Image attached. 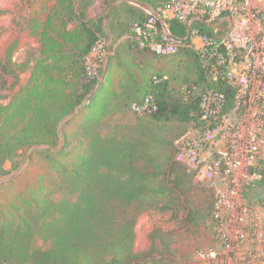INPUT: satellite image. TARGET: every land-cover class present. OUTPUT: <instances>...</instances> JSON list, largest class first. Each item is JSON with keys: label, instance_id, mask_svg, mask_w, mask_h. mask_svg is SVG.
<instances>
[{"label": "trees", "instance_id": "16d2710c", "mask_svg": "<svg viewBox=\"0 0 264 264\" xmlns=\"http://www.w3.org/2000/svg\"><path fill=\"white\" fill-rule=\"evenodd\" d=\"M120 1L33 0L27 27L37 45L18 58L11 50L0 61L14 84L30 73L7 103L0 94V180L28 160L20 175L0 183V264H151L138 261L135 241L142 213L172 206L164 200L160 123L179 112L198 122L205 89H220L233 102V90L208 81L191 48L181 52L193 61V78L180 91L154 74L136 91H121L126 83H111L109 67L100 80L102 68L91 70L87 58L108 37L110 17L128 4ZM138 1L157 9L170 0ZM169 23L185 36L182 22ZM202 31L215 36L205 25ZM148 95L157 110L116 119ZM37 238L48 247L35 248Z\"/></svg>", "mask_w": 264, "mask_h": 264}, {"label": "rangeland", "instance_id": "374dc122", "mask_svg": "<svg viewBox=\"0 0 264 264\" xmlns=\"http://www.w3.org/2000/svg\"><path fill=\"white\" fill-rule=\"evenodd\" d=\"M32 1L0 0V61L11 50L18 58L37 45L27 27ZM121 2L128 4L118 7L110 17L108 37L95 45L89 57L98 61L102 73L109 67L111 83L118 85V79H124L126 84L120 86L121 91H136L152 74L168 78L174 91L182 90L193 78L192 59H187L186 51L156 57L149 51L130 46L132 24L142 20L148 9L128 0ZM40 4L35 3V8L39 10ZM225 26L223 23L208 28L215 37H220L215 30L223 31ZM29 76V72L23 73L14 84V80L0 70V94L6 96L2 102L7 103ZM230 88L235 98V91ZM143 98L144 94L139 93V101ZM226 103L220 115L213 118L200 108L198 122L193 121L192 114L187 119L183 112L172 113L166 121H156L162 123L160 136L168 144L161 145L160 149L161 179L167 188L164 200L172 206L165 211L149 210L139 216L135 241L138 261L264 264V106L244 101L236 105L228 99ZM136 112L133 104L127 107V113L120 111L116 119L127 121L135 117ZM202 130H213L215 137L197 151L201 166L205 167L200 172L182 160L177 141ZM108 131L106 127L102 133ZM61 146L62 143L58 148ZM27 165L28 160L0 181L20 175ZM6 168H12V163L8 162ZM64 196L56 194L55 199ZM70 197L75 199L76 196ZM34 246L45 249L48 242L37 238Z\"/></svg>", "mask_w": 264, "mask_h": 264}, {"label": "built area", "instance_id": "2783aa9c", "mask_svg": "<svg viewBox=\"0 0 264 264\" xmlns=\"http://www.w3.org/2000/svg\"><path fill=\"white\" fill-rule=\"evenodd\" d=\"M172 19L186 26L185 36L173 33L169 23ZM223 23L226 24L223 31L215 30L220 37L210 35L196 25L217 27ZM131 30L133 48L160 57L191 48L199 55L208 81H223L225 86L234 89V104L244 101L245 104L264 106V0H170L157 9L148 10L142 20L133 22ZM91 57L87 62L96 72L101 67ZM226 99V93L220 89H205L201 96V111L209 113L211 118L216 117L227 104ZM157 108L151 95L141 104H135L139 113ZM214 137L213 130H202L178 140L182 160L202 172L205 167L201 166L197 151Z\"/></svg>", "mask_w": 264, "mask_h": 264}, {"label": "water", "instance_id": "95a60500", "mask_svg": "<svg viewBox=\"0 0 264 264\" xmlns=\"http://www.w3.org/2000/svg\"><path fill=\"white\" fill-rule=\"evenodd\" d=\"M126 1V0H125ZM128 1H131V2H134V3H136V4H139V5H141V6H143V7H145V8H147L148 10H152V6H150L149 4H147V3H145V2H142V1H138V0H128ZM114 7V6H113ZM104 72H105V68H104ZM104 72H103V74H102V77H103V75H104ZM102 79V78H101ZM100 79V80H101ZM89 100V99H88ZM87 100V101H88ZM80 110V107H78V108H76L67 118H66V120L67 119H69V118H71L72 116H74L78 111ZM0 183H2V181H0Z\"/></svg>", "mask_w": 264, "mask_h": 264}, {"label": "crops", "instance_id": "0c3cea01", "mask_svg": "<svg viewBox=\"0 0 264 264\" xmlns=\"http://www.w3.org/2000/svg\"><path fill=\"white\" fill-rule=\"evenodd\" d=\"M113 8V7H112Z\"/></svg>", "mask_w": 264, "mask_h": 264}]
</instances>
